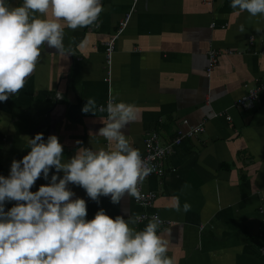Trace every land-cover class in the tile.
Returning a JSON list of instances; mask_svg holds the SVG:
<instances>
[{"label":"crops","instance_id":"obj_1","mask_svg":"<svg viewBox=\"0 0 264 264\" xmlns=\"http://www.w3.org/2000/svg\"><path fill=\"white\" fill-rule=\"evenodd\" d=\"M101 3L96 22L65 28L64 54L45 45L24 87L0 102V175L27 154V138L37 133L59 138L64 162L81 146L107 148L95 134L107 118L98 106L115 96L138 109L139 119L123 130L132 147L142 151L151 130L168 146L164 173L143 181L156 193L147 207L127 194L118 204L110 196L96 202L70 184L73 198L87 203L86 218L101 208L112 218L156 214L174 264H264V91L252 108L238 102L264 81V14L234 10L231 0ZM127 15L114 40L108 83L104 45ZM209 50L215 51L212 63ZM88 98L96 101V115L82 112ZM198 124L201 131L174 143ZM46 183L37 180L32 191ZM149 219L133 227L142 230Z\"/></svg>","mask_w":264,"mask_h":264},{"label":"clouds","instance_id":"obj_2","mask_svg":"<svg viewBox=\"0 0 264 264\" xmlns=\"http://www.w3.org/2000/svg\"><path fill=\"white\" fill-rule=\"evenodd\" d=\"M230 7L264 14V0H231ZM103 10L101 0H23L19 6L0 0V102L24 87L45 45L64 54L65 28L89 26ZM96 110L95 99L88 98L82 112ZM99 111L107 118L95 134L108 141L107 148L81 146L64 162L59 138L37 133L27 138V154L0 175V264H174L169 241L158 233V216L142 230L133 227L140 215L112 218L101 208L89 220L86 201L73 198L70 184L96 202L110 196L118 204L125 194L139 200V186L153 170L123 131L139 119L137 107L112 96ZM41 178L48 183L32 191ZM10 202L15 203L6 210ZM189 209L185 203L184 211Z\"/></svg>","mask_w":264,"mask_h":264},{"label":"built area","instance_id":"obj_3","mask_svg":"<svg viewBox=\"0 0 264 264\" xmlns=\"http://www.w3.org/2000/svg\"><path fill=\"white\" fill-rule=\"evenodd\" d=\"M129 15H127L123 20L119 23V29L117 33H115L114 36L111 37L109 41H107L104 45L103 55H104V65H105V81L109 83L111 80V74H112V63H113V45L114 40L120 32L125 28L127 24ZM252 36H250V39ZM261 52L264 53V47L261 49ZM209 57H210V63L215 61V51L209 50ZM213 68V65H210L208 67V71H211ZM264 91V81L256 84L255 86L249 88L242 96L238 98V102L246 107V108H252L255 104V102L258 100L260 93ZM110 98V96H108ZM108 101V100H107ZM107 101L103 104H100L98 108L105 107L107 105ZM203 129V126L201 124L192 126L189 128V130L184 133L180 134L174 139V143H180L183 138H185V135H193L194 133L201 131ZM168 151V146L162 145L159 142L158 134L155 130L149 131L145 138H144V149L141 152V155L143 158L148 160L150 166L152 167V172L150 175H161L164 173L163 167L161 165L162 159L165 156V154ZM140 191L142 194V198L137 200L135 199L140 205L143 207H147L150 204L153 203L154 199L156 198V193L152 190H146L143 188V184L140 186ZM262 212V211H261ZM156 214L148 215L147 213H141V217L147 218L152 217ZM157 216V215H156ZM161 220V219H160Z\"/></svg>","mask_w":264,"mask_h":264},{"label":"bare ground","instance_id":"obj_4","mask_svg":"<svg viewBox=\"0 0 264 264\" xmlns=\"http://www.w3.org/2000/svg\"><path fill=\"white\" fill-rule=\"evenodd\" d=\"M109 37V36H108ZM91 46V45H90ZM98 46V45H97ZM56 52V51H55ZM101 63V62H100ZM104 64V63H103ZM84 80V79H83ZM12 133V132H11Z\"/></svg>","mask_w":264,"mask_h":264}]
</instances>
